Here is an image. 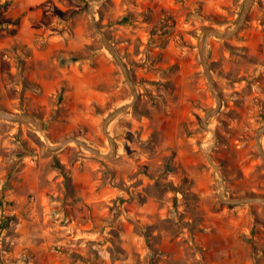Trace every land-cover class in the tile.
I'll return each instance as SVG.
<instances>
[{
  "label": "rangeland",
  "instance_id": "1",
  "mask_svg": "<svg viewBox=\"0 0 264 264\" xmlns=\"http://www.w3.org/2000/svg\"><path fill=\"white\" fill-rule=\"evenodd\" d=\"M95 1L0 0V107L41 121L52 144L72 136L105 152L101 123L132 93L90 25ZM243 3L95 4L136 101L109 124L108 158L74 143L50 150L26 124L0 119V264H264V219L245 228L219 215L257 203H223L217 186L220 173L227 196H264L255 145L264 122V0H253L233 36L209 38L220 108L201 124L214 98L199 39L208 27H232Z\"/></svg>",
  "mask_w": 264,
  "mask_h": 264
},
{
  "label": "water",
  "instance_id": "2",
  "mask_svg": "<svg viewBox=\"0 0 264 264\" xmlns=\"http://www.w3.org/2000/svg\"><path fill=\"white\" fill-rule=\"evenodd\" d=\"M102 0H96L95 2L100 3ZM253 0H244L242 9L240 11V14L238 16V19L236 23L232 27H227V28H218V27H208L206 28L198 42V53L200 57V62L203 70L204 77L207 82L208 89L210 93L212 94L214 98V105L207 110L204 113L203 119L201 120V124L205 126V121L208 119L212 118L220 108V96L215 90L213 79L210 73L208 61H207V45H208V40L211 37H219V38H228L233 36L242 26V24L245 21V18L247 16V13L252 5ZM94 4H90L88 7V15L90 19V25L92 29L94 30L95 33L98 34L100 41L102 45L113 55L115 58L123 77L125 78L128 86L131 89L132 97L129 102L119 106L115 110H113L110 114H108L104 120L101 123V130L103 134L106 137V141L108 144V149L105 152H101L91 146H89L87 143L84 141L74 138L72 136L65 137L62 140H60L56 144L50 143L48 137L44 134L43 132V125L41 121L35 119L33 116L26 114V113H21L17 111H12L9 109L1 108L0 107V119L7 120V121H14V122H19L26 124L28 127L32 128L33 130L37 131L42 139L45 141L47 147L50 150H56L59 149L60 147L68 144V143H74L76 146L86 150L90 154L97 156V157H104L108 158L114 148H115V142L113 137L110 135L108 132V127L109 124L116 119L118 116L121 114L125 113L136 101L137 98V93L134 88L133 81L129 75L128 69L125 65V63L121 60L118 52L112 45L111 41L108 39V37L101 31L99 28L97 21L94 18ZM264 135V122L257 128L256 133H255V145L258 151V155L261 159V161L264 163V149L261 144L262 137ZM205 157L207 162L214 168V170L219 173V170L216 166V164L213 161V158L211 154L208 151H204ZM217 186L219 189L218 197L221 202L226 203V204H249V203H262L264 204V196L261 195H251V196H240V197H235V196H227L224 192L223 184H222V177L221 174L219 173V179L217 180Z\"/></svg>",
  "mask_w": 264,
  "mask_h": 264
},
{
  "label": "crops",
  "instance_id": "3",
  "mask_svg": "<svg viewBox=\"0 0 264 264\" xmlns=\"http://www.w3.org/2000/svg\"><path fill=\"white\" fill-rule=\"evenodd\" d=\"M219 215L230 216L234 222L236 219L245 221L247 223L245 228H250L255 223V218L264 219V205L256 204L253 206H236L230 209L228 207H224L221 209ZM236 226L240 225L236 224Z\"/></svg>",
  "mask_w": 264,
  "mask_h": 264
},
{
  "label": "bare ground",
  "instance_id": "4",
  "mask_svg": "<svg viewBox=\"0 0 264 264\" xmlns=\"http://www.w3.org/2000/svg\"><path fill=\"white\" fill-rule=\"evenodd\" d=\"M92 4H94V5H95V4H97V2H94V3H92ZM204 151H205V152H206V151H208V150H207V148H206V150H204Z\"/></svg>",
  "mask_w": 264,
  "mask_h": 264
}]
</instances>
